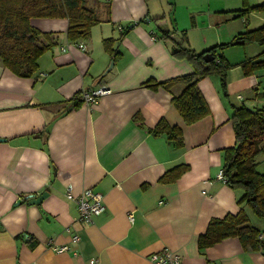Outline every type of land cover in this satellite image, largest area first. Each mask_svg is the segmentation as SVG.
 <instances>
[{"label": "crops", "instance_id": "obj_1", "mask_svg": "<svg viewBox=\"0 0 264 264\" xmlns=\"http://www.w3.org/2000/svg\"><path fill=\"white\" fill-rule=\"evenodd\" d=\"M92 8L98 23L77 42L84 50L68 41L67 19L32 22L52 45L35 78L16 76L0 58V264H149L164 249L183 264H264L262 250L212 228L242 209L252 223L244 192L217 179L236 145L231 107L203 79L211 114L187 126L172 101L182 85L166 86L195 72L173 48L202 54L232 37L229 8L220 0H97ZM258 84L241 77L229 90L256 88L249 108L264 111ZM102 86L112 93L84 105L82 91ZM165 126L182 138L170 140ZM70 186L75 196H103L106 210L92 224L67 199ZM45 193L37 205L25 198Z\"/></svg>", "mask_w": 264, "mask_h": 264}, {"label": "trees", "instance_id": "obj_2", "mask_svg": "<svg viewBox=\"0 0 264 264\" xmlns=\"http://www.w3.org/2000/svg\"><path fill=\"white\" fill-rule=\"evenodd\" d=\"M96 2L97 0H0V58L6 69L20 78H35L39 72L40 59L52 45L41 42L42 38L49 39V35L36 29L32 22L67 19L68 41L79 43L89 37L93 26L98 23L92 8ZM253 9L263 12L264 3ZM241 39L264 45V27L243 34L239 40ZM173 49L174 55L189 60L195 67L193 74L182 76L166 85L167 89L177 83L182 85L183 91L172 101L185 124L191 126L211 114L208 102L198 87L199 83L208 73H222L227 67L223 58L216 61L215 48L202 54L188 48L181 49L179 46ZM207 54H212L215 60L206 63L204 57ZM232 112L236 145L225 150L223 170L227 185L243 191L240 202H245L254 215L264 219V174L257 171L256 163L264 150V111L248 110L243 106L234 108ZM161 132L166 133L170 140L178 141L182 138V130L178 127L165 126ZM184 171L185 167L179 166L172 173L177 177ZM243 212L242 209L238 215L214 223L212 228L215 224L222 226L223 238L237 236L244 242L245 247L260 249L264 253V241L259 240L262 234L253 228Z\"/></svg>", "mask_w": 264, "mask_h": 264}, {"label": "rangeland", "instance_id": "obj_3", "mask_svg": "<svg viewBox=\"0 0 264 264\" xmlns=\"http://www.w3.org/2000/svg\"><path fill=\"white\" fill-rule=\"evenodd\" d=\"M209 0H205L208 3ZM223 5L226 4L228 15L231 21L227 24L226 29L232 34V37L225 43H220L214 47L216 50L217 60L223 58L226 63V69L222 73L213 71L208 73L204 78L212 79L216 83V87L228 102L232 111L235 108L246 106L250 109L249 102L256 97L257 90H252L251 93H230L229 85L241 77L256 76L259 80L261 93L264 95V45L249 42L246 39H240L245 33L253 32L264 27V11L257 12L253 8L263 4L264 0H220ZM218 2H213V7ZM218 6V5H217ZM205 9V7H204ZM214 33V32H213ZM257 66H254V65ZM259 90V91H260ZM263 95L260 97L264 100ZM243 96L244 99L236 98ZM258 98V97H257ZM251 110V109H250ZM257 171L264 174V154L262 153L257 159ZM251 220L253 228H256L261 234H264V219L256 215H252Z\"/></svg>", "mask_w": 264, "mask_h": 264}, {"label": "built area", "instance_id": "obj_4", "mask_svg": "<svg viewBox=\"0 0 264 264\" xmlns=\"http://www.w3.org/2000/svg\"><path fill=\"white\" fill-rule=\"evenodd\" d=\"M77 48L84 50L85 46L77 43ZM65 52V50L63 49ZM111 89L107 86L99 87L98 89H91L87 91H82L81 93V101L84 105L92 106L98 101L112 93ZM218 181H221L224 184H227V179L224 174V170L222 169L217 176ZM66 197L68 200L73 201L77 205V209L80 212L81 220L86 224H92L95 217L98 218L104 211L106 210V206L104 204L103 196L100 194H96L92 190L84 191V193L75 196L73 189L71 186L66 191ZM132 219V215L130 216ZM74 242H77L78 237H74ZM259 240L264 241V236H260ZM53 249L59 253L67 252L70 248L61 247L60 249L57 247H53ZM149 258V264H183L182 258L180 256H176L175 253L171 252L168 249H164L161 252L152 254ZM90 264H97V260L90 261Z\"/></svg>", "mask_w": 264, "mask_h": 264}, {"label": "water", "instance_id": "obj_5", "mask_svg": "<svg viewBox=\"0 0 264 264\" xmlns=\"http://www.w3.org/2000/svg\"><path fill=\"white\" fill-rule=\"evenodd\" d=\"M131 29L133 28V26H131L130 27ZM213 60H215V58L213 57V55L212 54H207V55H205V57H204V61L206 62V63H211ZM111 65V68H112V64H110ZM110 68V69H111ZM109 69V70H110ZM108 70V71H109ZM4 140L3 139H0V142H3ZM47 196H49V194L48 193H45V194H42L40 197H37V198H34V196H28V197H25L26 198V200H30L29 201V204L30 205H37V204H40V203H42L43 201H45L48 197Z\"/></svg>", "mask_w": 264, "mask_h": 264}]
</instances>
